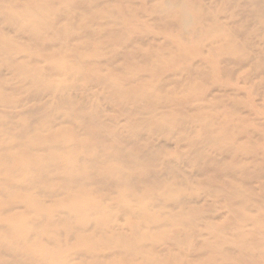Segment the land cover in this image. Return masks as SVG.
<instances>
[{"label":"bare ground","instance_id":"1","mask_svg":"<svg viewBox=\"0 0 264 264\" xmlns=\"http://www.w3.org/2000/svg\"><path fill=\"white\" fill-rule=\"evenodd\" d=\"M0 264H264V0H0Z\"/></svg>","mask_w":264,"mask_h":264}]
</instances>
